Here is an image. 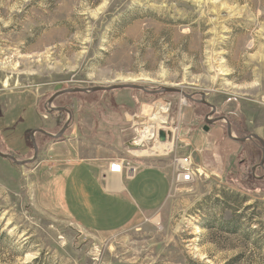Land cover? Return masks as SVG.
Listing matches in <instances>:
<instances>
[{
  "label": "rangeland",
  "instance_id": "374dc122",
  "mask_svg": "<svg viewBox=\"0 0 264 264\" xmlns=\"http://www.w3.org/2000/svg\"><path fill=\"white\" fill-rule=\"evenodd\" d=\"M124 83L205 94L232 137L264 143V0H0V153L30 160L32 130L59 132L68 115L47 104L57 84ZM50 107L71 115L59 140L36 133L23 166L0 156V264H264L257 140H230L223 119L203 132L210 107L179 93L59 94ZM147 126L173 150H128ZM118 146L126 165L165 170L169 195L121 230L89 233L64 207L66 156ZM178 156L203 174L177 182Z\"/></svg>",
  "mask_w": 264,
  "mask_h": 264
},
{
  "label": "crops",
  "instance_id": "0c3cea01",
  "mask_svg": "<svg viewBox=\"0 0 264 264\" xmlns=\"http://www.w3.org/2000/svg\"><path fill=\"white\" fill-rule=\"evenodd\" d=\"M120 157L119 146L104 150L78 147L66 156L72 167L63 180L64 207L89 233L121 230L139 215L161 207L169 195L172 178L165 170L126 165ZM120 159L126 168H135L132 178H127L126 170L119 175L110 173L109 164Z\"/></svg>",
  "mask_w": 264,
  "mask_h": 264
},
{
  "label": "water",
  "instance_id": "95a60500",
  "mask_svg": "<svg viewBox=\"0 0 264 264\" xmlns=\"http://www.w3.org/2000/svg\"><path fill=\"white\" fill-rule=\"evenodd\" d=\"M117 89H137V90H141L143 92H148V93H151V94H161V92H166V93H179V94H182L186 99H188L189 101H193V102H196V103H200V104H203V105H207L210 107L211 111L209 112L208 115H206L205 117V126L203 128V132H207V129L209 128L210 125L216 123V122H219L221 119L225 120L226 121V132H227V135H228V138L230 140H233L235 142H243V141H250L252 139H255L259 142L260 146H262V158L260 160V163L258 164V168H261L263 169L264 167V143L263 141L258 137V136H255L253 134H251L250 136H247L245 138H235V137H232L231 136V132H230V124L228 122V120L226 118H211V116L216 112V109L213 105L207 103L204 101V97H205V94H201V100H194L192 98H190L188 95H185L183 93V91L181 89H173V88H166V87H161V89H159L158 91H148V90H145L144 88L138 86V85H135V84H117V85H108V86H102V87H87V88H72V89H62V85L60 84H57V86L54 87L53 91H54V95L50 97V99L47 101V104H48V108L50 109L49 112L51 111H65L68 115V119L66 120V123L63 125V127L59 130V132L56 134V135H51L49 133H47L46 131H43V130H40V129H34L30 132V135H29V138L31 140V144H32V148H33V157L30 158V160L28 161H18L16 160V158L10 156V155H7V154H2L0 153V156L5 158V159H8L10 161H12L14 164H17V165H20V166H23V165H26V164H30L32 162H34L37 158V146H36V142H35V138L34 135L36 133L40 134V135H45L47 137H50L52 139H55V140H59L60 136L63 135V133L68 129L69 125H70V119H71V115H70V112L64 108H58V109H55V108H51L50 107V104L54 101V99L59 95V94H72V93H82V94H87V93H99V92H108V91H115ZM159 138H160V142H165L166 141V138H167V134L164 132V131H160L159 133ZM169 135V134H168ZM126 148L130 151H133L134 147H132L129 143L126 144ZM256 168L253 167L252 171H254ZM264 170V169H263Z\"/></svg>",
  "mask_w": 264,
  "mask_h": 264
},
{
  "label": "built area",
  "instance_id": "2783aa9c",
  "mask_svg": "<svg viewBox=\"0 0 264 264\" xmlns=\"http://www.w3.org/2000/svg\"><path fill=\"white\" fill-rule=\"evenodd\" d=\"M138 123H141V120ZM141 127H142V125H141ZM159 132H160V129H153L152 132H151L152 135H150L148 140H145L139 146L135 145L136 144V140L138 139V137H135L132 140H130L129 144L132 147H134V149H137V148L138 149H143V148L147 149L148 147H153L155 145V143L156 144L157 143H162V142H160V138H159V134H158ZM165 133H167V132H165ZM163 143H167V142H163ZM174 163L176 164V178H177V182L192 183V182H194V180L197 177H199V176H201L203 174L202 173L203 170L198 168V167H195L194 165H192V163L190 162V159L188 157L178 156L177 158L174 159ZM109 165H110L109 170H110V173H112V174L119 175V173L122 170H126L127 178H132L134 176L135 168L134 169L133 168H126V166L123 163V160H121V159L118 162L117 161L116 162H112Z\"/></svg>",
  "mask_w": 264,
  "mask_h": 264
},
{
  "label": "bare ground",
  "instance_id": "6f19581e",
  "mask_svg": "<svg viewBox=\"0 0 264 264\" xmlns=\"http://www.w3.org/2000/svg\"><path fill=\"white\" fill-rule=\"evenodd\" d=\"M182 103H184V101H182ZM141 123H144V121L141 120ZM153 129H156V128L153 127ZM151 131H152V129H151L150 126L141 128L138 131V140H136V144L135 145L136 146L141 145V143L144 142L145 139H147L150 135H152ZM172 144H173V142H172ZM172 144H169V143H157L156 144L155 143V145L153 147L147 148V150H145V151H139V150H142V149H138L137 148L135 156H137V157H145V156L148 157V156H154V155H163V154L168 153V152L173 150L172 149ZM134 153H132V154H134ZM202 173H203V171H202Z\"/></svg>",
  "mask_w": 264,
  "mask_h": 264
},
{
  "label": "flooded vegetation",
  "instance_id": "af4514ba",
  "mask_svg": "<svg viewBox=\"0 0 264 264\" xmlns=\"http://www.w3.org/2000/svg\"><path fill=\"white\" fill-rule=\"evenodd\" d=\"M58 108H64V107H58ZM58 108H55V109H58ZM64 109H66V108H64ZM66 110H68V109H66ZM60 114H63V113H66L65 111H58ZM214 116V115H213ZM213 116H211V118H213ZM230 129H231V126H230ZM40 135V134H39ZM41 136H43V135H41ZM45 136V135H44ZM43 136V137H44ZM45 137H47V136H45ZM48 138H50V137H48ZM32 145V144H31ZM37 146V145H36ZM32 150H33V148H32ZM3 154V153H2ZM8 155V154H7ZM33 155H34V153H33ZM11 156V155H10ZM13 157V156H12ZM33 157V156H32ZM26 161H28V160H26Z\"/></svg>",
  "mask_w": 264,
  "mask_h": 264
}]
</instances>
